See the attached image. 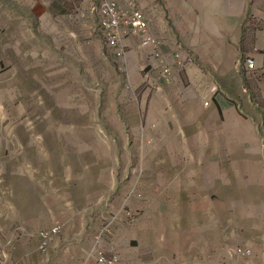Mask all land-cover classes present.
Instances as JSON below:
<instances>
[{"label":"rangeland","instance_id":"1","mask_svg":"<svg viewBox=\"0 0 264 264\" xmlns=\"http://www.w3.org/2000/svg\"><path fill=\"white\" fill-rule=\"evenodd\" d=\"M106 1L0 0V264H264V70L246 54L224 118L164 132Z\"/></svg>","mask_w":264,"mask_h":264},{"label":"crops","instance_id":"2","mask_svg":"<svg viewBox=\"0 0 264 264\" xmlns=\"http://www.w3.org/2000/svg\"><path fill=\"white\" fill-rule=\"evenodd\" d=\"M261 4L264 0H142L139 3L150 23L148 33L159 45L152 54L139 49L135 41L132 61L151 68L150 86L156 87L149 102L153 121L156 114L175 119L172 127L167 121L166 129L157 124V131L174 133L180 130L178 125L184 128L177 121L179 116L195 122L224 118V112L229 109L225 99L240 92L247 95L244 90L249 82L243 56L253 53L259 69L264 70ZM164 68L170 72L168 80L162 78ZM216 87L223 96H215ZM206 100L212 101L208 107L204 106Z\"/></svg>","mask_w":264,"mask_h":264},{"label":"built area","instance_id":"3","mask_svg":"<svg viewBox=\"0 0 264 264\" xmlns=\"http://www.w3.org/2000/svg\"><path fill=\"white\" fill-rule=\"evenodd\" d=\"M142 0H108L103 2L100 8L101 14V27L103 29L104 37L107 44L115 45L118 43V36H135L139 37L141 42V48L143 50H149L152 54L155 53L158 47V42L151 38L148 33L149 21L145 15L141 12L134 10V7ZM124 2L125 4H121ZM119 5H126L128 11L126 13L120 12ZM117 48V45L113 46ZM246 68L251 70L254 68V60L251 58L246 59ZM169 75L168 69L164 68L162 71V78L167 79ZM209 101L206 100L204 106L207 107ZM59 230L57 228H52L49 232L51 234L57 233ZM240 255V250L238 251ZM251 254L248 252L244 257H250ZM88 262L94 264H118V257H105L102 254H98L96 250H92Z\"/></svg>","mask_w":264,"mask_h":264}]
</instances>
